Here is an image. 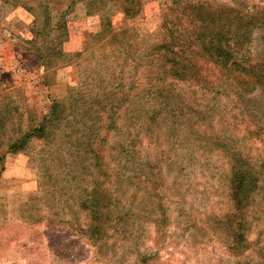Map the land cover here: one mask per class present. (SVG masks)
Listing matches in <instances>:
<instances>
[{"label": "rangeland", "instance_id": "rangeland-1", "mask_svg": "<svg viewBox=\"0 0 264 264\" xmlns=\"http://www.w3.org/2000/svg\"><path fill=\"white\" fill-rule=\"evenodd\" d=\"M16 1L25 6L0 0V264H264V92L245 113L233 98L209 97L222 118L193 125L181 113L189 96L174 110L146 89L157 80L142 51L168 41L169 28L183 42L194 12L179 22L171 0H141L131 15L125 0ZM249 50H264L263 35ZM55 102L48 136L10 151ZM212 125L258 176L240 242L225 219L229 159L204 141ZM95 180L128 214L98 244L80 230Z\"/></svg>", "mask_w": 264, "mask_h": 264}, {"label": "trees", "instance_id": "trees-1", "mask_svg": "<svg viewBox=\"0 0 264 264\" xmlns=\"http://www.w3.org/2000/svg\"><path fill=\"white\" fill-rule=\"evenodd\" d=\"M17 6L20 1L4 0ZM141 0H125L128 14L136 12ZM212 0H171L172 13L178 14L179 22L185 12L193 11L190 17L192 31L189 36L179 42L173 28H169L168 41L149 46L142 51L139 61L146 63L147 77L156 79L157 83H147L146 89L155 92L163 99L162 103L173 105L176 109L182 101L180 98L189 96V107L183 114L189 117L193 125H199L208 114L212 118L220 116L215 106L212 110L209 97L218 98L226 95L233 98L238 109L250 112L245 102H254L256 91L264 92V50L255 58L250 53L251 44L256 33L264 37V5H254L252 10H240L233 5L214 7ZM25 6V5H24ZM132 10V11H131ZM156 57V61L149 58ZM147 57V58H146ZM141 65V64H140ZM145 67V66H144ZM175 82L185 83L184 91H177L172 85ZM236 83L239 88L236 87ZM208 99V100H207ZM60 103L55 102L50 111L43 116L40 125L14 141L10 147L12 152H20L26 148L31 138H46L48 126L55 121L60 113ZM212 111H216L211 113ZM199 127V126H198ZM213 132L205 130L204 141L215 143L225 151L229 159L230 197L233 209L226 215V224L233 231L237 241L246 240L245 231L248 214L253 201L252 192L257 187L258 176L252 171L247 155L230 149L227 137L220 135L212 125ZM92 195L83 202L87 213V223L80 227L83 236L98 244L103 241L110 229L121 222L124 211L118 210L117 201L105 183L94 181ZM118 206V205H117Z\"/></svg>", "mask_w": 264, "mask_h": 264}]
</instances>
